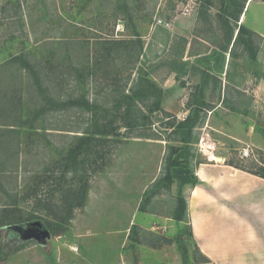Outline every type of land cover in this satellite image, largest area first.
<instances>
[{"label":"rangeland","instance_id":"obj_1","mask_svg":"<svg viewBox=\"0 0 264 264\" xmlns=\"http://www.w3.org/2000/svg\"><path fill=\"white\" fill-rule=\"evenodd\" d=\"M250 1L0 0V264L200 259L175 219L191 186L165 176L178 157L189 175L223 158L264 175V41L237 37ZM148 82L161 111L137 138L117 106L135 92L146 114ZM190 112L182 147L172 127ZM109 122L119 137L78 142Z\"/></svg>","mask_w":264,"mask_h":264},{"label":"crops","instance_id":"obj_2","mask_svg":"<svg viewBox=\"0 0 264 264\" xmlns=\"http://www.w3.org/2000/svg\"><path fill=\"white\" fill-rule=\"evenodd\" d=\"M253 10L252 22L247 18ZM264 2L244 7L241 25L264 41ZM186 188L185 222L199 260L193 264H264V175L223 162L200 164Z\"/></svg>","mask_w":264,"mask_h":264},{"label":"trees","instance_id":"obj_3","mask_svg":"<svg viewBox=\"0 0 264 264\" xmlns=\"http://www.w3.org/2000/svg\"><path fill=\"white\" fill-rule=\"evenodd\" d=\"M243 11V10H242ZM243 12H241L242 14ZM250 34L248 30H246L243 26H240L238 28V32H237V37L240 34ZM236 37V38H237ZM246 45H248L246 43ZM148 89H152L154 90L156 93L153 94L150 97L154 98L153 104L151 107H148L146 114L143 113V110L140 109L139 107V101H143L141 100V96L140 94H137L135 92H133L131 95H125L122 98V101L120 102V104L117 106V108H122L123 112L121 115V121H122V125H123V129L125 130V132H130V135H138V134H133L134 131L140 129L141 127H144L146 125H148L147 123L149 121V115H151L153 112L161 111V103H162V99H163V93L161 92V90H158L155 86H153L152 84H150L148 82ZM150 93V92H149ZM132 108H135V110L133 111ZM42 112H44V108H41ZM24 108L21 109V116L20 119L23 117L25 118V113H24ZM197 112H199L197 110ZM193 112H190V114L181 122L177 123L172 130V133L175 134L177 136V142L182 146V147H189V145L192 144V135H193V130H194V123L195 120H197L196 118H194ZM23 115V116H22ZM133 115V116H132ZM132 117V118H131ZM97 122V121H96ZM111 125V123L109 122V124H106L105 127H103V129H101L100 127H98L97 124L94 125L92 131H86L84 133H82L80 136H78L79 138H77L78 142L81 143H86V142H100L102 141V139H107V138H115V137H119L118 129H109L107 126ZM12 127V126H10ZM15 128V127H14ZM13 129V128H12ZM17 130H22V127H16ZM25 129V128H24ZM28 131H34L35 128L32 126V124L29 126H27ZM44 130V129H41ZM117 133V134H116ZM125 135V134H124ZM128 135L124 136V138H130L127 137ZM141 135H138L137 138H141ZM174 149V148H173ZM179 148H177L175 150V152L178 151ZM79 153H81V149H79V147H75L73 149H71L69 151V155L73 156L72 159H74ZM98 153V152H97ZM83 155H87V152L85 151ZM180 158H175L174 160H171L170 162V168L172 169V173H175L177 176L176 177H172L170 178V175L167 174L166 179H167V183L171 184L173 181V178L175 179H181L183 185H190L195 186L197 183V179L193 174L189 175V172L187 171V169L185 168L186 166L183 165L182 162H179ZM232 166V165H229ZM178 177V178H177ZM167 184V185H168ZM82 192L85 193L86 191V186L84 185L81 188ZM181 201V215L175 217V219L178 222H181L183 219V213L185 212L186 209V204L183 201L182 198H180ZM183 208V209H182ZM10 255H6V256H2V258H0V260H5L9 257Z\"/></svg>","mask_w":264,"mask_h":264},{"label":"built area","instance_id":"obj_4","mask_svg":"<svg viewBox=\"0 0 264 264\" xmlns=\"http://www.w3.org/2000/svg\"><path fill=\"white\" fill-rule=\"evenodd\" d=\"M184 12H185V13H188V12H189V9L186 8V9L184 10Z\"/></svg>","mask_w":264,"mask_h":264}]
</instances>
